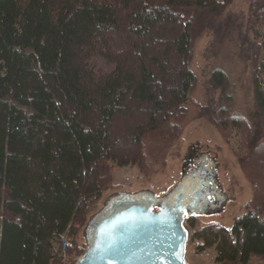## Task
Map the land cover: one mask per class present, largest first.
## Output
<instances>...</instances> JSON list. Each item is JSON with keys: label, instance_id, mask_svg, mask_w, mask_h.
Segmentation results:
<instances>
[{"label": "trees", "instance_id": "16d2710c", "mask_svg": "<svg viewBox=\"0 0 264 264\" xmlns=\"http://www.w3.org/2000/svg\"><path fill=\"white\" fill-rule=\"evenodd\" d=\"M228 3L68 0L54 21L45 0H0V264H50L67 231L68 251L83 253L77 237L113 171L136 166L147 178L165 162L196 83L194 42ZM247 32L257 120L233 112L221 68L196 115L226 143L239 135L234 155L252 188L230 229L188 232L218 264L264 262V0H252ZM93 56L114 69L96 71Z\"/></svg>", "mask_w": 264, "mask_h": 264}, {"label": "rangeland", "instance_id": "374dc122", "mask_svg": "<svg viewBox=\"0 0 264 264\" xmlns=\"http://www.w3.org/2000/svg\"><path fill=\"white\" fill-rule=\"evenodd\" d=\"M45 1L51 9L54 21L68 2V0ZM251 2L252 0H229L224 12L215 19V27L207 29L195 40L190 66L196 76V83L187 105L188 115L182 122V137L166 150L165 162L153 164L152 172L147 178L136 166L116 168L113 171L114 187L103 195L99 206L90 217L103 206L106 198L114 193L150 191L157 197H163L180 183L184 172L199 169L201 164L212 170L209 173L211 181L206 187V192L211 194L202 212L185 214L183 223L186 230L192 233L212 223H220L230 229L234 218L244 212L243 206L252 198V188L234 155V151L239 146V135L235 133L230 143H226L209 120L196 119V115L199 106L208 104L212 96L207 91L210 73L215 68H221L230 77L229 92L234 99L233 112L253 122L257 120L252 53L248 46V39H251L253 34L247 32ZM221 24L222 28H220ZM91 64L101 73H108L114 69V65L101 56H93ZM218 96L219 93H216L215 98ZM190 221L195 222V227L191 226ZM85 226L77 237L78 248H83L84 252ZM69 233L70 244L73 236L71 232ZM198 244L197 241L188 239L186 264H218L215 260V249L209 248L199 252ZM84 252L77 248L68 251L74 258L83 256ZM75 261L77 260L71 261L70 264ZM250 264H264V262L253 259Z\"/></svg>", "mask_w": 264, "mask_h": 264}, {"label": "water", "instance_id": "95a60500", "mask_svg": "<svg viewBox=\"0 0 264 264\" xmlns=\"http://www.w3.org/2000/svg\"><path fill=\"white\" fill-rule=\"evenodd\" d=\"M211 171L201 164L184 172L180 183L163 197L150 191L108 196L89 218L86 250L72 264H186L184 216L202 212L208 203Z\"/></svg>", "mask_w": 264, "mask_h": 264}, {"label": "built area", "instance_id": "2783aa9c", "mask_svg": "<svg viewBox=\"0 0 264 264\" xmlns=\"http://www.w3.org/2000/svg\"><path fill=\"white\" fill-rule=\"evenodd\" d=\"M69 231L64 233L60 238V241L56 245V252L50 264H70L71 261L79 260L82 256L76 258L72 254L68 253L69 247Z\"/></svg>", "mask_w": 264, "mask_h": 264}, {"label": "flooded vegetation", "instance_id": "af4514ba", "mask_svg": "<svg viewBox=\"0 0 264 264\" xmlns=\"http://www.w3.org/2000/svg\"><path fill=\"white\" fill-rule=\"evenodd\" d=\"M218 195V194H217ZM157 210L156 211H158V208H156Z\"/></svg>", "mask_w": 264, "mask_h": 264}]
</instances>
